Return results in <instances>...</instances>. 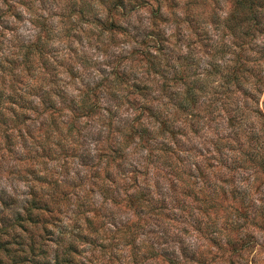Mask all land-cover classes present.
Instances as JSON below:
<instances>
[{"label": "rangeland", "instance_id": "obj_1", "mask_svg": "<svg viewBox=\"0 0 264 264\" xmlns=\"http://www.w3.org/2000/svg\"><path fill=\"white\" fill-rule=\"evenodd\" d=\"M0 264H264V0H0Z\"/></svg>", "mask_w": 264, "mask_h": 264}]
</instances>
